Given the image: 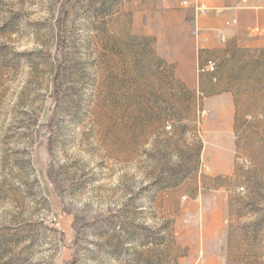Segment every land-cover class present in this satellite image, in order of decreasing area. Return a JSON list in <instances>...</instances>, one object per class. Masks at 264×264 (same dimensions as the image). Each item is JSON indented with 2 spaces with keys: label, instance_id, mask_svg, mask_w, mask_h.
I'll list each match as a JSON object with an SVG mask.
<instances>
[{
  "label": "rangeland",
  "instance_id": "rangeland-1",
  "mask_svg": "<svg viewBox=\"0 0 264 264\" xmlns=\"http://www.w3.org/2000/svg\"><path fill=\"white\" fill-rule=\"evenodd\" d=\"M194 1L0 0V264H264V46Z\"/></svg>",
  "mask_w": 264,
  "mask_h": 264
},
{
  "label": "crops",
  "instance_id": "crops-1",
  "mask_svg": "<svg viewBox=\"0 0 264 264\" xmlns=\"http://www.w3.org/2000/svg\"><path fill=\"white\" fill-rule=\"evenodd\" d=\"M209 1L215 5L212 8L228 10L214 28L207 31L213 46L217 45L219 41L217 39L223 36L229 46L248 48L264 46V0ZM236 20L237 25H232Z\"/></svg>",
  "mask_w": 264,
  "mask_h": 264
},
{
  "label": "built area",
  "instance_id": "built-area-1",
  "mask_svg": "<svg viewBox=\"0 0 264 264\" xmlns=\"http://www.w3.org/2000/svg\"><path fill=\"white\" fill-rule=\"evenodd\" d=\"M195 3V6L194 8L200 12H203V13H208L210 11H215L217 13V15H220L222 10L221 9H218V8H212L210 6L207 5V3H204V2H200V1H194ZM243 2H245V0H243ZM185 5H189V1H185L184 3ZM236 23V21H234ZM223 41L225 39L221 38ZM216 69H217V64L216 62L213 60V59H209L207 62H206V65L204 68L201 69V72L202 73H209V74H214L216 72Z\"/></svg>",
  "mask_w": 264,
  "mask_h": 264
}]
</instances>
